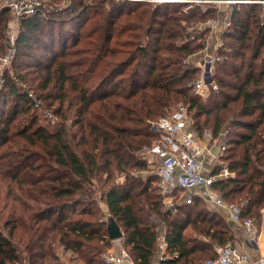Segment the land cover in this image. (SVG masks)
Instances as JSON below:
<instances>
[{"label": "trees", "instance_id": "16d2710c", "mask_svg": "<svg viewBox=\"0 0 264 264\" xmlns=\"http://www.w3.org/2000/svg\"><path fill=\"white\" fill-rule=\"evenodd\" d=\"M203 7V6H202ZM136 0H71L68 18L42 10L21 19L18 53L0 87V264H57L60 249L78 264H106L120 242L134 264H203L236 226L196 197L173 213L157 175L138 176L153 125L179 105L193 130H227L223 161L234 173L212 190L241 206L264 208V4L233 6L204 98L186 60L206 47L218 8ZM0 13V52L9 18ZM36 92L43 106L34 105ZM50 110L56 123L45 122ZM47 119V118H46ZM118 176H124L119 180ZM180 195L182 192L179 193ZM101 202L106 204V211ZM123 231L112 239L108 225ZM170 256L159 260L158 223Z\"/></svg>", "mask_w": 264, "mask_h": 264}, {"label": "built area", "instance_id": "2783aa9c", "mask_svg": "<svg viewBox=\"0 0 264 264\" xmlns=\"http://www.w3.org/2000/svg\"><path fill=\"white\" fill-rule=\"evenodd\" d=\"M159 2H178L183 3V11L187 12L191 8L200 5H213L218 8L224 4L228 6L231 12L233 6L241 4H264V0H158ZM2 9L7 6L11 8L18 20L23 17L32 16L43 9V3L40 0H3ZM0 8V11L2 10ZM220 20L218 18L211 19L208 22H201L204 27L215 28ZM223 24H229L226 18ZM222 44L219 45V47ZM14 54V52H13ZM13 55L6 56L5 62L8 63ZM218 48L211 51L203 61L199 64L200 76L192 81L193 90L205 97L208 96L212 89H218L217 83L214 81L215 64L221 60ZM189 62V63H188ZM4 63V64H6ZM186 63L193 66L189 58ZM3 64V65H4ZM2 65V66H3ZM2 81L4 83V73L1 71ZM195 67V66H194ZM34 105L37 108L43 106V101L30 93ZM44 117L55 122L56 117L50 110H45ZM192 125V115L189 113L185 105H179L169 115L161 117L154 123L153 128L158 133L155 142L143 150V158L151 167H156L154 173L157 175V184L164 195L167 207L176 213L180 206V199L190 204L196 197H201L205 201L212 202L218 207L226 210L228 216L238 222H241L248 241L251 245H257L259 235V220L254 217L242 219V209L239 204L231 203L222 198L218 193L212 190L211 185L214 181L227 178L234 173L225 164L223 159L208 163V154L212 153L215 146L218 147L222 156L227 149L224 131L220 137L214 138L211 130H205L204 136L200 137L190 129ZM221 138V142L219 141ZM220 142V143H218ZM213 145V148H212ZM214 155V154H213ZM148 165V166H149ZM210 167H213L211 170ZM182 192L180 195L179 193ZM264 214V208L262 209ZM161 248L160 258L163 260L170 256L168 252L165 235H160ZM216 255L207 259L203 264H264V255L258 259L245 250L241 249L232 240L225 243H215ZM102 258L106 264H134L130 252L122 247L119 251L109 250L102 253Z\"/></svg>", "mask_w": 264, "mask_h": 264}, {"label": "rangeland", "instance_id": "374dc122", "mask_svg": "<svg viewBox=\"0 0 264 264\" xmlns=\"http://www.w3.org/2000/svg\"><path fill=\"white\" fill-rule=\"evenodd\" d=\"M2 1L3 0H0V8L1 9L3 7L2 6L3 5L2 4ZM40 1H42V3H43V9H42V11L44 12L45 15L46 14L47 15H52L53 12L55 11V12H57V14H55L56 16L57 15H60L62 18L63 17L65 19L68 18V13L66 14V11H67V9L69 7V2L71 0H40ZM91 1H93V0H85V2H87V3H90ZM136 1L137 2H142V3H148V4H151L152 6H154L155 4L160 3L158 0H136ZM6 8H8V10H7L8 12H7V14L5 15L4 18H9L8 19L9 22H8V26L6 28V34H5V39H4V49L2 50V52H0V67L4 63H6L5 62V58H6L7 55L10 54L11 56L13 55V57L11 58V60L8 63H6V64H4L2 66L1 71L4 74H5V72H7V71H9V70L12 69L13 61L15 60V58L17 56V53H18V47L16 45V38H17L18 33L20 31V22H21V20H18L17 17H15V14H14V12H13V10L11 8H9L8 6ZM202 9H204V7H202ZM1 11H0V13H2ZM217 17H219V14H218ZM216 18L213 17L212 19H216ZM209 21H208V23H209ZM199 26H202V23L201 22L200 23H197V27L198 28H200ZM225 28H226L225 25L221 27V29H222V36H223V31H224ZM211 42H213V41H212V37L210 35V37H208V41H207L206 47L204 49H202L200 52L195 53V54H193V55H191L189 57L190 63L193 66L197 67V69H199L200 62L203 61V59L206 57V55H208L211 52V49L209 48V46H211ZM222 42H223V40H222ZM13 52H14V54H13ZM214 73H215V68H214ZM199 76H200V71H198L197 74H196V77H199ZM1 79H2V76L0 74V87H3L4 86V83L1 82L2 81ZM33 93H34L35 96H37V93L36 92H33ZM206 97L207 96H205L204 98H206ZM54 117H55V115H54ZM48 120L49 119H46L45 118L44 121L50 123L51 125H54L56 123V121H57V117H56L55 123H53V122L51 123ZM192 122H194L193 121V118H192ZM193 126H194L193 124L190 125V129L191 130H193V128H194ZM198 136L202 137V136H204V134L203 135H198ZM225 140H226V136H225ZM219 141L221 142V138H219ZM220 142H218V143H220ZM144 149L146 150V147ZM218 151H219V149L216 146L215 152H218ZM141 155H142V158H143V151L141 152ZM217 155H219L221 157L220 160L223 159V155L224 154L221 156L220 153L218 152ZM224 163L227 164V162H225V161H224ZM212 168L213 167H210L209 169L211 170ZM155 169H156L155 166L154 167H151L149 165L144 170H137V171H135L134 174H136L138 176H141V177H146L148 174L154 175V170ZM117 178L119 180H123L124 179V176H118ZM101 205L104 206L103 207L104 208V211H106V204L103 203V202H101ZM163 225L164 224L162 222H159L158 223V229H159L160 232H164V226ZM60 255H61V260L57 264H78L79 263L76 260L72 259V253L71 252H63L62 249H60Z\"/></svg>", "mask_w": 264, "mask_h": 264}, {"label": "crops", "instance_id": "0c3cea01", "mask_svg": "<svg viewBox=\"0 0 264 264\" xmlns=\"http://www.w3.org/2000/svg\"><path fill=\"white\" fill-rule=\"evenodd\" d=\"M217 18L220 20V22L218 23V25L215 28H212V30L210 32V35H211L212 41H213V42H211V46H209L211 51H215L216 48L219 49V45L222 44V29H221V27L225 25L222 23V21H224V19H226V18L229 20V22L231 20L230 12L228 11V6L226 4H224L220 7V14H219V17H217ZM225 26L227 27L228 24ZM210 35H209V37H210ZM212 148H213V145H212ZM215 148H216V146L213 148L212 153L208 154V159H207L208 163H211L213 161H215V163H218V160L221 159V157L219 155H217L218 152H215ZM201 199H203V198H201ZM207 203H209L212 207L218 209V211H220L221 214L229 222H231L234 226H236L235 236L233 239H231L234 243H236L241 249L247 251L252 256L253 259H258L261 255H264V214L263 213H262L261 220H259V235L257 238V245L256 244L251 245L250 242L248 241V237L245 233V230H244L241 222H238L234 219H231L228 216V214L224 208L218 207L217 205H215L212 202L207 201ZM162 234L165 235L164 232H162L160 235H162ZM160 237L161 236H159V241H158L159 253H161L163 250V248H161V246H160V244H161ZM214 245H215V243H214ZM121 248H122V244L120 242H118V243H116L115 248L112 250L119 251ZM159 260H161L160 257H159ZM158 264H160V261Z\"/></svg>", "mask_w": 264, "mask_h": 264}, {"label": "water", "instance_id": "95a60500", "mask_svg": "<svg viewBox=\"0 0 264 264\" xmlns=\"http://www.w3.org/2000/svg\"><path fill=\"white\" fill-rule=\"evenodd\" d=\"M109 235L112 239L121 238L123 236V231L116 221H111L108 225Z\"/></svg>", "mask_w": 264, "mask_h": 264}]
</instances>
